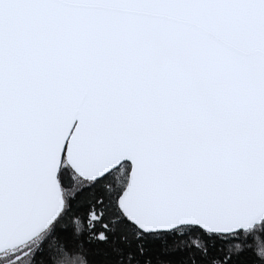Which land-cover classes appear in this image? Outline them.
I'll return each instance as SVG.
<instances>
[{"label": "snow or ice", "instance_id": "6c2138e0", "mask_svg": "<svg viewBox=\"0 0 264 264\" xmlns=\"http://www.w3.org/2000/svg\"><path fill=\"white\" fill-rule=\"evenodd\" d=\"M0 264H264V0H0Z\"/></svg>", "mask_w": 264, "mask_h": 264}]
</instances>
